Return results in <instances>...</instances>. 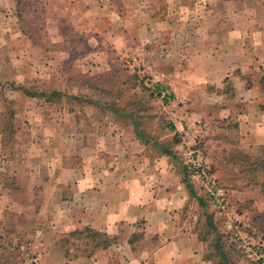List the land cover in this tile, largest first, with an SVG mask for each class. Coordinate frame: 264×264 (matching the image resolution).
<instances>
[{
	"label": "rangeland",
	"instance_id": "rangeland-1",
	"mask_svg": "<svg viewBox=\"0 0 264 264\" xmlns=\"http://www.w3.org/2000/svg\"><path fill=\"white\" fill-rule=\"evenodd\" d=\"M155 1L0 0V258L3 263L69 264L76 255L85 257L75 247L65 255L61 240L71 231L69 221L61 220L60 212L52 205L53 188L47 189L39 181V177L48 175L49 163L53 162L55 134L62 133L61 147L67 152L69 138L73 132L80 131L71 115L73 108L80 106L66 98L62 102L42 104V100L7 89L6 85L13 81L15 85L36 90L60 85L61 88H56L68 94L91 95L101 103L116 106L126 104L120 109L136 114L140 129L149 137L146 144L152 157L163 154L154 146L155 141L172 142L179 137L180 142L173 148L180 161L191 169L190 179L198 194L213 197V200L207 198L206 208H201L189 196L179 217L187 225L190 222L194 231H207L205 213H212L225 234V245L233 261L264 264V194L260 187L248 184L238 175L237 166L223 162L232 147L253 152L260 145L239 128L240 116L249 111L248 101L240 100L241 92L249 82L256 83L262 73L260 66L253 65L245 73L236 69L232 77L223 81L221 90L217 83H211L189 91L178 76L189 68L186 60L166 50L169 40L165 39L170 35L166 31H161V35L156 32L145 19L146 13H141L144 28L112 26L118 19H128L133 5L146 8ZM157 14L159 18L165 16L163 7ZM176 15L177 21L184 18L179 13ZM198 17L192 19L197 21ZM190 23L188 20L185 27ZM175 29L179 30L176 33L183 30ZM109 30L120 32L125 39L110 44ZM151 50L156 54L150 56ZM88 85L92 87L91 94L87 92ZM158 86L171 92V102L160 97L155 90ZM222 92L232 108H222L216 101L217 94ZM87 108L79 109L84 113ZM171 125L176 131L170 130ZM22 144L27 148H22ZM190 151H194V158L207 162L213 185L224 189L222 196H212L194 173ZM64 209L63 219L76 216L70 214L68 205Z\"/></svg>",
	"mask_w": 264,
	"mask_h": 264
},
{
	"label": "crops",
	"instance_id": "crops-1",
	"mask_svg": "<svg viewBox=\"0 0 264 264\" xmlns=\"http://www.w3.org/2000/svg\"><path fill=\"white\" fill-rule=\"evenodd\" d=\"M161 7L165 11L163 18L157 14ZM129 12L127 20L118 19L112 26L144 28L141 13H146L145 19L156 32L161 35V31H166L170 35L165 39L169 40L165 41L166 50L186 60L189 68L178 76L189 91L211 83H217L219 90L236 69L243 72L253 65L264 67V0H199L197 4L196 0L182 3L181 0L164 3L156 0L146 8L133 5ZM176 13L184 15L180 21L187 18L186 22L191 20L193 24L185 27L186 22L177 21ZM197 15V21L192 19ZM179 27L183 30L176 33L179 30L175 28ZM122 39L125 37L120 32L110 31V44ZM149 54L156 53L151 50ZM6 86L30 97L22 89L13 88L11 83ZM56 87L39 91H62ZM86 87L91 94L92 87ZM76 93L73 94L81 99H72L71 103L88 106L91 112L88 108L84 113L80 107L73 108L71 115L80 131L73 132L69 138L67 152L61 147L62 133L55 134L53 162L49 163L48 175H38L39 181L45 188H53L52 205L60 212L61 220L69 221V230L90 226L118 239L93 256L74 258L69 264H213L206 255L208 244L200 240L199 231H194L190 222L187 225L179 217L181 208H186L190 199L182 182L180 165L173 164V159L165 154L152 157L149 144L135 132L136 114L120 109L126 104L118 103L114 105L118 110H113L106 107L111 103H103V108L97 109L88 102L89 98L93 99L91 95ZM223 93L217 94L216 101L222 108H232ZM31 98L42 100L45 105L49 102L43 97ZM240 100L249 103V111L240 116V130L264 144L263 95L253 85L242 90ZM117 102L121 101L117 99ZM22 148L27 147L22 144ZM67 205L70 214L76 213L69 220L63 219Z\"/></svg>",
	"mask_w": 264,
	"mask_h": 264
},
{
	"label": "trees",
	"instance_id": "trees-1",
	"mask_svg": "<svg viewBox=\"0 0 264 264\" xmlns=\"http://www.w3.org/2000/svg\"><path fill=\"white\" fill-rule=\"evenodd\" d=\"M259 70L262 73L260 74L256 83H253L251 79L252 82H249L250 84L248 85V87L253 85L257 86L264 97V67L260 66ZM226 80L227 79H225V81ZM11 86L15 89H22L23 92L30 97H43L46 99V101L49 102L61 101L63 100V98H66L69 102L72 99H81V97L74 94H68L58 90L39 91L31 87L18 86L14 83H11ZM155 90L158 91V94H161L162 92L159 86L156 87ZM88 102H90L91 104H95V106H100V108H103L104 106V104L99 100L89 98ZM106 107L113 110H118L116 106L111 104L110 106L106 105ZM235 126L238 127V125ZM170 130L175 131V127L171 125ZM135 132L142 141H149V137H147L142 129H140V124L138 123V121L135 122ZM179 142L180 138L175 137L172 142L155 141L154 146L160 149L163 154L171 157L174 161L179 163L182 182L184 183L190 198H194L201 208H206L207 200H213V197L207 194V199L206 197L198 194L193 182L190 179L191 169L188 165L180 161V158L173 148V146L175 144H178ZM223 162H225L228 166H237L238 175L242 179L246 180L248 184L260 187L262 193L264 194V144L258 145L253 152L239 147H232L229 151H227L226 155H224ZM205 217V225L207 231H199V238L200 240L208 244L209 248L206 254L208 258L213 260V264H238L230 258L231 253L228 247L225 245V234L220 231L218 225L215 222L214 215L212 213L206 212ZM117 239L118 237L109 236L107 233L98 231L90 226H85L83 228L70 231L61 240V242L62 248L65 251V255H68L70 253L71 247H75L83 254V256L91 257L94 255L96 250L106 249L110 247L112 244L116 243ZM130 242H134V236L130 238ZM81 245L83 246L81 247ZM74 257L77 258L78 255ZM0 264L7 263H3L2 259L0 258Z\"/></svg>",
	"mask_w": 264,
	"mask_h": 264
},
{
	"label": "built area",
	"instance_id": "built-area-1",
	"mask_svg": "<svg viewBox=\"0 0 264 264\" xmlns=\"http://www.w3.org/2000/svg\"><path fill=\"white\" fill-rule=\"evenodd\" d=\"M160 97L167 102L172 101L171 92L168 90H163L160 94ZM188 154L190 156L191 168L193 169L194 173L202 179L203 185L208 189V192L211 193L212 196H222L224 194V189L215 187L213 185L210 167L208 166L207 162L199 157L194 158V151H190Z\"/></svg>",
	"mask_w": 264,
	"mask_h": 264
}]
</instances>
